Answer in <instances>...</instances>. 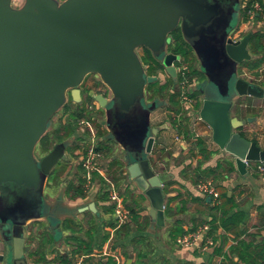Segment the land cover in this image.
<instances>
[{
  "label": "water",
  "instance_id": "95a60500",
  "mask_svg": "<svg viewBox=\"0 0 264 264\" xmlns=\"http://www.w3.org/2000/svg\"><path fill=\"white\" fill-rule=\"evenodd\" d=\"M231 1L25 0L15 7L13 0H0L1 264H29L32 244L28 226L33 221L45 219L55 238L59 233L64 235L62 217L69 208L47 210L43 193L49 174L60 159L66 158L67 145L57 144L42 156L36 149L68 94L74 102H82L80 85L89 74L98 75L110 95L98 93L93 97L106 113L105 127L111 136L105 140L122 148L126 174L151 200V217L162 216L166 177L156 173L150 162L155 140L163 129L153 126L151 117L161 101H152L148 108L141 103L144 109L136 113L132 128L126 126L117 102L123 98L124 104L130 105L134 88L139 89L137 97L145 100L148 83L139 48L149 49L175 77L174 64L180 56L168 51L172 32L180 24L187 31L191 21L206 16L215 4ZM237 27L223 21L218 27L220 37L212 54L222 71L230 66L229 73L227 79L211 82L212 93L219 98L209 96L202 87L199 116L211 128L213 142L235 159L238 171L245 175L247 162L264 163V149L240 133L245 123L232 114L234 100L242 96L264 98V85L239 76L240 64L253 58L249 50L253 32L234 39ZM197 56L200 61L204 59ZM30 170L35 175L28 195L3 202L7 190L14 192L13 199L21 197L18 188ZM86 210L96 212L95 203L79 208Z\"/></svg>",
  "mask_w": 264,
  "mask_h": 264
},
{
  "label": "crops",
  "instance_id": "0c3cea01",
  "mask_svg": "<svg viewBox=\"0 0 264 264\" xmlns=\"http://www.w3.org/2000/svg\"><path fill=\"white\" fill-rule=\"evenodd\" d=\"M263 81L262 84H264ZM246 97L249 98L251 96ZM251 99L254 107L259 108L260 112L257 118L247 122L244 121V125L249 127L250 131H253V133H250L252 136L246 135V137L255 141L261 149H264V98L252 97ZM255 102L260 104L256 105ZM98 108L101 107L98 105ZM154 113L153 111L151 117L152 125L159 126V124H163L165 128L159 132L155 140L153 151L150 154V162L156 173L168 174L174 181V184L168 188L165 184L163 186L164 211L162 216L157 215L155 219L151 217V200L141 189L136 187L135 181L131 180L126 174L125 165V171L122 174L123 178L120 177L119 179L120 174L113 177L111 170L114 171L116 167L112 168L111 165L109 166L110 161L106 163V159L104 161L103 157L102 170L100 172L95 171L96 174L104 179V184L106 183L103 191L108 192L109 195L111 190H116L127 207L128 205L133 206L134 199L140 198L142 206L140 222H135L132 217L127 224L119 225L114 213L108 212V209L113 204L109 198L108 200H103L104 193L100 190L101 183L99 180H92L89 186L86 183L85 189L87 193L85 197L72 198L71 194L67 193L68 190L66 188L63 194L65 206L70 209V212H73L72 209H77V213L63 216L61 228L64 235L59 240H54L53 235H49L48 223L45 219L36 220L29 224L28 233L32 244V250L28 255L29 264H53L55 261L60 260L59 257L64 255L69 256L68 262L64 263H73L80 257L85 256L84 264H101V261L106 262L109 259L113 260L115 264H117L118 259L121 264H217L219 255H213V251L202 252L200 249L193 247L181 248L170 239V229L177 221H180L183 229L190 233L205 224L203 223L205 220L212 219V213H217L218 215L219 213L212 209L213 206L217 205L212 198L198 189L197 183L193 182L191 176L184 175L187 172L183 170V166L178 167L175 164L168 169H164L166 171H161L160 166L153 162L152 158H157L156 162H159L161 158L166 162L168 160L167 157L176 159L181 153H188L189 150L192 153L193 149V146L189 148V144L192 141L183 139L175 129L173 125L175 117L172 118L171 123L162 121V115L159 114L158 121H156ZM232 114L235 116L233 110ZM80 126L85 135L82 138H75L74 134L71 138L73 142L76 141L78 148L71 152L66 147L65 154L67 157L63 160L61 159V164L68 165V168L66 167L65 169L66 175H70V179L67 180L68 185L71 182L77 183L79 176L83 173L80 170L82 168H80L79 161L85 152H82L81 144L87 142L88 145L93 141H98L99 147L104 139L103 137L100 142L98 129L96 131L94 129L96 126L93 127L94 133L88 127L81 124ZM209 149L217 152L205 163V166L213 167L218 161L224 159L232 160L235 164V159L226 151L221 150L215 143L209 146ZM195 157L197 159L192 162L193 167L197 165L200 158V156ZM118 159L122 161V157ZM259 163L261 162H250L245 175L238 171L235 164L236 169L229 174H225L223 179H210L213 180L215 187L221 185L231 193H228L229 195L235 194L241 207L248 213L243 229L249 234H256L260 239H264V172L257 170ZM83 175L84 177L87 175L86 171ZM108 175H110V178H108ZM73 177L76 179L72 180L71 178ZM90 187H93L92 191L88 190ZM91 202L95 203L96 212L91 210L79 211V208ZM247 235L244 237L247 238ZM217 236L222 250L226 252L230 251L237 241L234 232H226L222 228L218 229ZM75 237L85 242H92V251L90 253L83 251L74 252L78 247L73 239ZM233 257L234 262H237L238 257ZM225 263L230 264L227 261Z\"/></svg>",
  "mask_w": 264,
  "mask_h": 264
},
{
  "label": "trees",
  "instance_id": "16d2710c",
  "mask_svg": "<svg viewBox=\"0 0 264 264\" xmlns=\"http://www.w3.org/2000/svg\"><path fill=\"white\" fill-rule=\"evenodd\" d=\"M246 0H241L243 3ZM249 2V6L256 0H247ZM263 2L264 0H258ZM246 17V12H244ZM172 42L168 48V51L180 56V60L176 61L177 67H182L183 65H188V70L186 72L187 76L194 77L198 76L200 70L194 68V64L196 61V57L194 56L193 50L188 45V43L184 40L182 33L180 30H174L171 35ZM249 50L253 56L251 60H247L242 62L241 67H247L250 70H254L261 66L264 62V30H258L253 32V35L249 42ZM141 58L144 66L149 75L155 76L160 71L164 70V65L155 59L152 55L151 51L147 48H143V54H141ZM178 63V64H177ZM178 79H183L182 75L178 76ZM264 82V81H263ZM146 90L152 92V98L154 100H160V97L156 95H163L167 97L166 104L167 110L172 114H175L176 117L173 119V125L177 130L179 136L183 139L191 141L194 138V132L190 127V115L184 110L182 104L180 103L179 93L176 91H171V84L168 82L161 83L158 81L149 83L147 85ZM192 97L198 99L197 108L201 107L202 100L200 96H198L197 92L194 90L190 93ZM252 97H247L248 100V109L245 112H242L241 109H237V116L243 121L252 120L257 118L259 115L260 109L255 108L252 102ZM91 99H88L90 101ZM163 103V101H161ZM164 104V103H163ZM69 114V119L66 122L61 121L62 125L58 128L53 129L52 132L47 131V133L40 140V152L42 155L48 154L57 144L65 143L69 138L73 137L76 132L77 124L80 118L86 116V110L84 108H80V105H77V109H74ZM88 120L92 121L88 118ZM94 126H97V131L100 136H103L108 133L100 130V125L92 122ZM241 129V128H240ZM240 133L246 137V135L240 130ZM108 143L101 142L98 149L103 152L105 155L107 151L111 149L108 146L109 142H114L112 140H106ZM76 142V141H75ZM73 142L70 146H68V150L74 152L78 148V144ZM193 149L192 155L200 156L197 165L193 168V177L192 180L195 183H198L200 180H206L210 178H214L216 180L223 179L225 174H229L236 169L235 164L232 160L224 159L217 162L215 166H205V163L209 161V159L217 152L215 150L209 149V146L204 138H197L196 140H192ZM264 164V163H263ZM67 164H61L60 170H65ZM116 167L114 171L111 170L113 177L119 175L122 177L123 172L125 171L124 164L118 158L112 159L109 163V166ZM58 167V168H59ZM58 168L51 176L49 180L58 182ZM80 168H82L83 173L79 176L77 183H69L67 186V193L71 194L72 198H76L78 196L85 197L86 189L85 185L87 183V176L84 177L85 169L80 164ZM166 177L165 186L168 188L170 185L174 184V181L169 177L168 174H164ZM123 178V177H122ZM92 180H99L101 183V192L104 193L103 200H108V192L103 191L105 188L104 179H102L98 174L93 173ZM50 181V182H51ZM217 190L220 193L219 203L212 207V209L217 213H212V219L205 220L203 223L209 225L210 229L205 233L206 237H212L214 239H218L217 231L219 228H222L226 232H234L237 237L236 243L231 247L230 251L225 254V261L230 264H264V239H260L256 234H249L243 229V224L246 222L248 213L241 207L240 203L237 201L235 194L229 195L228 190L221 185L216 186ZM143 198V197H142ZM171 199V198H170ZM129 209L132 214V219L135 222H140V212L142 210L141 200L140 198L134 199L133 206H129ZM108 212L114 213V208L108 209ZM204 225V224H203ZM195 230V229H192ZM188 232V231H187ZM180 224V221L173 225L170 229L169 236L170 239L175 243L177 237L179 235H184L187 233ZM51 235L50 232H48ZM248 234V235H247ZM247 235V238L244 236ZM52 236V235H51ZM74 242L78 246L74 252H85L90 253L93 249L92 242H85L79 238H73ZM92 241V240H91ZM222 246L216 247L213 251V255L222 254ZM237 256V262H234V257ZM60 260L66 262L69 256L64 255L59 257ZM223 261L222 264H226ZM68 262V261H67ZM212 262V261H211ZM101 264H115L113 260H108L106 262L101 261Z\"/></svg>",
  "mask_w": 264,
  "mask_h": 264
},
{
  "label": "rangeland",
  "instance_id": "374dc122",
  "mask_svg": "<svg viewBox=\"0 0 264 264\" xmlns=\"http://www.w3.org/2000/svg\"><path fill=\"white\" fill-rule=\"evenodd\" d=\"M24 1L25 0H13V6L20 7L23 5ZM261 3L264 5V1ZM241 5H242L241 0H232L231 3L225 4V5L215 4L213 6L212 10L206 16H203L201 18H198L196 20L191 21L187 26V31L186 30L184 31L182 29L181 24H180V26L178 25V27L176 28V30H180L184 40L188 43V45L193 50L194 56L197 59V62H195V64H194V66H195L194 68L199 69L202 72V73L201 72L199 73V78H198V76H194L191 78V77L187 76V74H186L187 78H189V84L188 85L190 86L191 89L196 90L198 96H200V94H201V98H203L204 93L201 92L200 84L197 83V81L199 79L201 81V84L205 88V90L207 92H209V96H212L214 98H219V96L214 95L212 93L213 84H211V82H213V81L220 82V81L227 79V77H228V73H229L228 69L230 66H227L225 68V70L222 71L220 69V67H221L220 63H218V60L217 61L214 60L213 54H212L213 45H215L219 41L220 36H219V28L218 27L220 26L221 21H223L226 24L239 26L236 34H237V36H240V37L245 36L248 32H255L258 30H264V28H256V27L246 28V26L244 25V22L247 21V17H245L244 11L241 10ZM240 28H244L242 32H241ZM170 44H171V42L169 43L168 46H170ZM137 51H138L140 56H141V54H143V48H139ZM196 53L202 55L204 59L202 61H200V59L198 58ZM204 69L211 76V78L208 79V77L205 75ZM239 71H240L242 78H244L248 81L262 82L264 80L263 79L264 78V64L255 70H250L247 67H241V65H240ZM93 75L94 74L89 75V80L87 79L85 81V83L83 84V86H81L82 89H84L85 84L89 85V82H91L92 78H94ZM179 75H180V68H177V75L175 77H173L172 75L167 73L166 69H165V71L162 70L157 75L152 76V75L148 74L146 67H145L144 80L148 84L152 83V82H156L157 79L161 83H166V82L168 83L169 82L171 84V88H172L171 91H173V92L176 91L177 93H179L182 90V85H181L182 81H180L178 79ZM137 92H139V89H137V88L132 89V91H131L132 102L130 105H125L123 98H121L117 102V107L123 113L125 124L129 128L134 127L136 113L138 111L142 112L144 108H148V105L153 101L152 92H150L149 90L145 91V94H144L145 100H142L141 98L137 97ZM157 96L160 97V100L163 101L164 104L160 102L159 107L154 110V112H155L154 118L156 119V121H158L157 118L159 117V114H161L162 115V121L172 123L171 120L173 117H176V115L175 114L173 115L172 113L168 112V110H167L168 104H166V100H165V99H167V97L164 96V93H163V95H156V97ZM246 98H247L246 96L235 98L234 107H233V113L235 116H236L237 109H241L242 112H245L248 109V105H246L248 103V100H246ZM141 103L143 104L144 108L141 107L142 106ZM255 103H256V105L260 104L258 102H255ZM84 104L85 105L88 104L87 100H85ZM77 105L78 104H75L71 100V97L68 94L66 105L64 107H62L56 113V115L53 117L48 131L52 132L53 129L60 127L63 122H66L69 119L68 113H71L72 111H74V109H77L76 108ZM183 108L190 115V113L192 112V109H186L184 106H183ZM144 115H146L145 112H144ZM83 118L91 119L92 122L100 125V130L105 131L106 127H104V126H106V113H105L104 109L98 108V105L94 104V108L92 110H90V112L87 113L86 116ZM81 119L82 118L79 119L78 124L76 126L77 129H76V133H75V138L76 137L82 138L85 135L82 132V129L80 128L81 127L80 126V120ZM61 121H62V123H61ZM194 122H195V124H194ZM196 123H198V124L196 125ZM159 127L165 128V126L163 124H159ZM190 127H191V130L195 129V127H196L197 131L199 133H201L202 135H204L205 140H207L206 142H207L208 146L213 145L214 142L212 143L209 141L210 134L212 135V130L206 123H204L203 121L198 122L194 119V117L193 118L191 117L190 118ZM94 129L96 131L97 126ZM240 130L245 135L252 136L250 133H253V131L252 130L250 131L249 127L243 125V127ZM106 136L110 137L111 135H110V133H107L104 135V137H106ZM71 138L65 142L67 147L73 143ZM98 138L101 142V140L103 139V136H100L98 134ZM102 142L108 143L105 140V138L102 140ZM188 143H190V142H188ZM81 145H82L81 146L82 152H85L86 149L88 148L87 142H84V144H81ZM108 146H110L111 149L109 151H107V153L104 155V161L106 159V163H108V161H111L112 159H115L116 157L121 158L122 148L117 143L109 142ZM192 146H193V143L191 142L189 144V148H191ZM36 152L39 156H42V154L40 152V144L37 145ZM152 159H153V162H155V164H158L160 166L159 168H161V171H166L164 169H168L171 165L176 164V166H178V167L183 166L182 167L183 170L187 172L184 174L185 176L193 177V168L194 167H193L192 162L194 160H196L197 157L192 155L191 151L189 150L188 153H185V154L181 153L176 159L172 158V157H167L168 160L166 162H164L162 160V158L160 159L161 161L159 160V162H156L157 158H152ZM62 160L60 159V161L54 167L52 172L49 174L48 181L44 187L43 198L46 201V209L47 210H50L52 207H55V206L59 207V208L65 207V205H64L65 200H64L63 194L66 191V188H67L66 186L68 185L67 180L70 179L69 178L70 175L69 174L66 175V173H65L66 170H60L61 167H59V166L61 165ZM160 162H162V163H160ZM57 168L59 171L58 172L59 180H58V182L55 183V181H51L49 179L54 174V172L57 170ZM67 168H68V165H67ZM75 168L77 169V167H75ZM80 170H81V172H83L82 169H80ZM34 175H35L34 172L32 170H30L27 173V175L25 176L22 187L18 188V191L20 192L21 197H17L15 199H13L14 192L12 190H7L5 196L3 197L4 198L3 202H9V201H13V200L16 201L19 199H21V200L24 199V197H26L30 191V182H31ZM74 178L75 177H73L71 179L74 180ZM108 178H110V175H108ZM64 182H66V184H64ZM41 184H42V180H41ZM42 186H43V184H42ZM136 187H138V186H136ZM92 189H93V187H90L88 190L92 191ZM138 189H140V188L138 187ZM58 194H60V195L58 196ZM57 196H58V198L56 199ZM72 210H73V212H70V209L65 211L66 212L65 215H68V214L73 215L72 213H77V209H72ZM52 217H53V219H58L54 215H52ZM51 235H53V234H51ZM62 236L63 235L61 233H59L58 237L55 238L53 235V238H54V240L55 239L58 240Z\"/></svg>",
  "mask_w": 264,
  "mask_h": 264
},
{
  "label": "built area",
  "instance_id": "2783aa9c",
  "mask_svg": "<svg viewBox=\"0 0 264 264\" xmlns=\"http://www.w3.org/2000/svg\"><path fill=\"white\" fill-rule=\"evenodd\" d=\"M241 10L246 12L247 21L244 22L246 28H253V27L264 28V5L260 1L256 0L249 6V2L246 0L242 3ZM243 29L244 28H240L241 32L243 31ZM235 37H240V36H237L236 34ZM174 65L176 66V64ZM176 68H180V74L183 77V79L180 80L182 81L181 84L182 90L181 92H179L180 103L186 109H192V112L190 113V116L192 118L194 117L196 121L202 122L203 120L199 116L200 108H197L198 99L190 95L192 89L188 85L189 78H187L186 76L188 67L187 65H183L182 67H176ZM80 124L82 126L88 127L90 131L94 133L93 130L94 125L92 121L83 118L80 120ZM197 124L198 123H196V125ZM193 132H194V138L192 139L193 141L196 140L197 138H204V135L199 133L196 127L195 129H193ZM209 141L213 143L211 134ZM103 157H104L103 152L98 149V141L97 142L93 141L92 143L88 144L87 150L85 151L81 160L79 161V164L83 166V168L87 173L86 176H87L88 186L92 183L93 173L95 171L100 172L102 170L101 165H102ZM247 164L249 165L250 162H247ZM257 170L264 172L263 163H259V165H257ZM197 187L202 193L211 197L215 204L219 203L220 193L216 189L212 179L200 180L197 183ZM109 200L114 206V215L119 225L127 224L131 220L132 214L130 209L124 204L120 194L116 190H111L109 192ZM209 229H210L209 225L204 224L194 232L186 233L184 235H179L175 243L177 246L181 248L193 247L200 249L202 252H210V251L212 252L216 247L221 246V244L219 239L206 237L205 233ZM227 252L223 251V253L219 255L217 264H222V262L225 260V254ZM84 261H85V256H82L73 263H64L63 261L58 260L55 261L53 264H84ZM117 264H121L119 259L117 260Z\"/></svg>",
  "mask_w": 264,
  "mask_h": 264
},
{
  "label": "flooded vegetation",
  "instance_id": "af4514ba",
  "mask_svg": "<svg viewBox=\"0 0 264 264\" xmlns=\"http://www.w3.org/2000/svg\"><path fill=\"white\" fill-rule=\"evenodd\" d=\"M59 1H63V0H59ZM239 26L236 28L235 32L233 33L232 37L234 39H240L242 37H235L236 32L238 31ZM197 62V59L196 61ZM201 72V71H200ZM202 73V72H201ZM238 73L239 76H241L240 71L238 69ZM90 75V74H89ZM89 75L86 76V78L84 79L83 83L80 85V89H81V94H82V102L81 103H77L74 102L73 98L71 97V100L75 103L80 105V108H84L86 110V113H89L90 110H92L94 108V104L99 105L96 100L93 98L94 95L98 94V93H104L107 97H109V91L107 89V86L102 82V80L100 79V77L96 74L93 75L94 78H92L91 82H89V85L85 84L84 89H82L81 86H83V84L85 83V81L88 79L89 80ZM244 79V78H243ZM246 80V79H245ZM248 81V80H247ZM251 83H254L256 85H260L263 86L264 84H262V82H255V81H249ZM198 84H200V88L202 89L203 85L201 84L200 79L197 81ZM147 88V87H146ZM195 90V89H194ZM196 91V90H195ZM193 92V91H192ZM200 92V91H199ZM201 93V92H200ZM88 99H91L90 101H88ZM200 99L202 100L203 98H201V94H200ZM85 100H87L88 104H84ZM66 105V104H65ZM64 105V106H65ZM63 106V107H64ZM77 108V107H76ZM69 116V114H68ZM107 130V129H106Z\"/></svg>",
  "mask_w": 264,
  "mask_h": 264
}]
</instances>
